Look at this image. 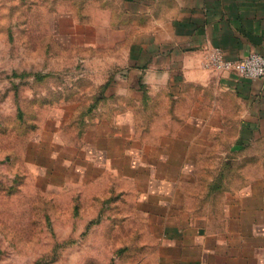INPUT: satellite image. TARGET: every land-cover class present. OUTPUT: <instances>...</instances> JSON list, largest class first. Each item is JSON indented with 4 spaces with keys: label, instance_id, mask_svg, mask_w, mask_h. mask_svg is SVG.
I'll use <instances>...</instances> for the list:
<instances>
[{
    "label": "rangeland",
    "instance_id": "obj_1",
    "mask_svg": "<svg viewBox=\"0 0 264 264\" xmlns=\"http://www.w3.org/2000/svg\"><path fill=\"white\" fill-rule=\"evenodd\" d=\"M73 2L0 0V264H174L143 205L161 124ZM252 141L262 164L235 174L264 190V134Z\"/></svg>",
    "mask_w": 264,
    "mask_h": 264
},
{
    "label": "crops",
    "instance_id": "obj_2",
    "mask_svg": "<svg viewBox=\"0 0 264 264\" xmlns=\"http://www.w3.org/2000/svg\"><path fill=\"white\" fill-rule=\"evenodd\" d=\"M72 4L79 11L71 21L95 24L96 38L111 39L97 43L102 53L125 57L116 70L126 76L130 101L142 103V119L161 124L143 142L159 151L143 164V205L157 219L166 259L264 264L263 178L235 174L262 164L245 152L264 134V80L208 65L216 51L230 60L264 56V0Z\"/></svg>",
    "mask_w": 264,
    "mask_h": 264
},
{
    "label": "built area",
    "instance_id": "obj_3",
    "mask_svg": "<svg viewBox=\"0 0 264 264\" xmlns=\"http://www.w3.org/2000/svg\"><path fill=\"white\" fill-rule=\"evenodd\" d=\"M208 65L219 72H234L250 80H264V56L252 53L241 60H230L219 52H213L208 57Z\"/></svg>",
    "mask_w": 264,
    "mask_h": 264
}]
</instances>
